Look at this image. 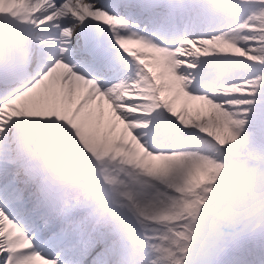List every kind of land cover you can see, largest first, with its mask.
Returning <instances> with one entry per match:
<instances>
[{
    "label": "snow or ice",
    "instance_id": "snow-or-ice-1",
    "mask_svg": "<svg viewBox=\"0 0 264 264\" xmlns=\"http://www.w3.org/2000/svg\"><path fill=\"white\" fill-rule=\"evenodd\" d=\"M0 264H264V0H0Z\"/></svg>",
    "mask_w": 264,
    "mask_h": 264
}]
</instances>
